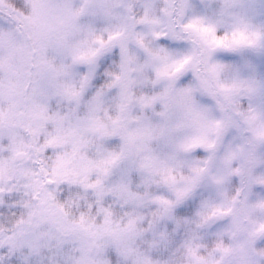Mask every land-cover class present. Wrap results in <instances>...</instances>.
<instances>
[{
	"label": "snow or ice",
	"instance_id": "snow-or-ice-1",
	"mask_svg": "<svg viewBox=\"0 0 264 264\" xmlns=\"http://www.w3.org/2000/svg\"><path fill=\"white\" fill-rule=\"evenodd\" d=\"M258 0H0V264H264Z\"/></svg>",
	"mask_w": 264,
	"mask_h": 264
},
{
	"label": "clouds",
	"instance_id": "clouds-1",
	"mask_svg": "<svg viewBox=\"0 0 264 264\" xmlns=\"http://www.w3.org/2000/svg\"><path fill=\"white\" fill-rule=\"evenodd\" d=\"M195 3L199 4V0H194ZM258 6L264 10V0H258ZM252 59L257 65V72L260 76L264 77V56H253Z\"/></svg>",
	"mask_w": 264,
	"mask_h": 264
}]
</instances>
